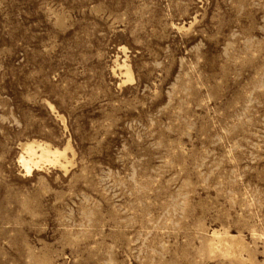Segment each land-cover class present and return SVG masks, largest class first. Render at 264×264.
I'll return each mask as SVG.
<instances>
[{"label":"rangeland","instance_id":"374dc122","mask_svg":"<svg viewBox=\"0 0 264 264\" xmlns=\"http://www.w3.org/2000/svg\"><path fill=\"white\" fill-rule=\"evenodd\" d=\"M0 264H264V0H0Z\"/></svg>","mask_w":264,"mask_h":264},{"label":"bare ground","instance_id":"6f19581e","mask_svg":"<svg viewBox=\"0 0 264 264\" xmlns=\"http://www.w3.org/2000/svg\"><path fill=\"white\" fill-rule=\"evenodd\" d=\"M25 151L27 153L26 154L27 157H24V155L22 154L19 158L26 172H30L32 167L37 166L40 160H46L52 162L54 160H57V157L59 155L61 156V154H64L63 151H60L58 148H53L45 144L34 145L33 143H27L25 145ZM51 156L53 157L52 159H50Z\"/></svg>","mask_w":264,"mask_h":264}]
</instances>
